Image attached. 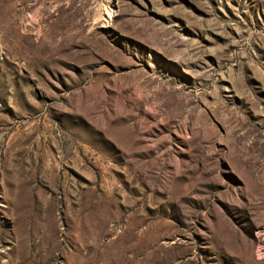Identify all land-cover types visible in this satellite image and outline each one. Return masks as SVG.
Segmentation results:
<instances>
[{
    "label": "rangeland",
    "instance_id": "374dc122",
    "mask_svg": "<svg viewBox=\"0 0 264 264\" xmlns=\"http://www.w3.org/2000/svg\"><path fill=\"white\" fill-rule=\"evenodd\" d=\"M0 264H264V0H0Z\"/></svg>",
    "mask_w": 264,
    "mask_h": 264
}]
</instances>
